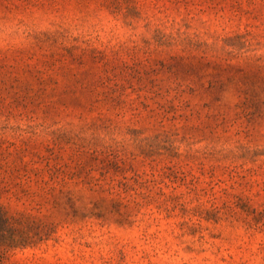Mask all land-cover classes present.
I'll return each mask as SVG.
<instances>
[{"label":"rangeland","instance_id":"rangeland-1","mask_svg":"<svg viewBox=\"0 0 264 264\" xmlns=\"http://www.w3.org/2000/svg\"><path fill=\"white\" fill-rule=\"evenodd\" d=\"M0 207V264H264V0H0Z\"/></svg>","mask_w":264,"mask_h":264},{"label":"trees","instance_id":"trees-1","mask_svg":"<svg viewBox=\"0 0 264 264\" xmlns=\"http://www.w3.org/2000/svg\"><path fill=\"white\" fill-rule=\"evenodd\" d=\"M44 224L38 220H34L29 216L20 215L17 217H9L6 215V211L0 207V227H6L2 230H9V244L8 246L18 247L20 244L21 237H25V245H32L36 240H40L41 237H37L39 232H34V230H39L44 228ZM23 245V244H21Z\"/></svg>","mask_w":264,"mask_h":264}]
</instances>
